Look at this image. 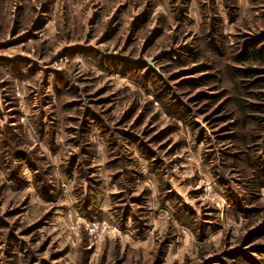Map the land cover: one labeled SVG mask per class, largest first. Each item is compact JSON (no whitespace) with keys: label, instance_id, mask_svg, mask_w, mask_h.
Wrapping results in <instances>:
<instances>
[{"label":"rangeland","instance_id":"rangeland-1","mask_svg":"<svg viewBox=\"0 0 264 264\" xmlns=\"http://www.w3.org/2000/svg\"><path fill=\"white\" fill-rule=\"evenodd\" d=\"M264 0H0V264H264Z\"/></svg>","mask_w":264,"mask_h":264},{"label":"trees","instance_id":"trees-1","mask_svg":"<svg viewBox=\"0 0 264 264\" xmlns=\"http://www.w3.org/2000/svg\"><path fill=\"white\" fill-rule=\"evenodd\" d=\"M263 187H264V185H263Z\"/></svg>","mask_w":264,"mask_h":264}]
</instances>
